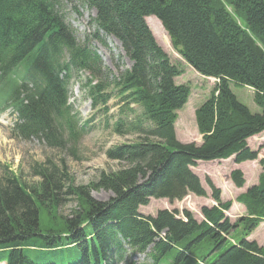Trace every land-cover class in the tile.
<instances>
[{"label": "trees", "instance_id": "trees-1", "mask_svg": "<svg viewBox=\"0 0 264 264\" xmlns=\"http://www.w3.org/2000/svg\"><path fill=\"white\" fill-rule=\"evenodd\" d=\"M68 1L94 11L89 23L94 26L93 40L106 44L112 38L120 43L124 56L113 61L117 74L104 68L86 43H77L54 0H0V91L21 115L22 132L41 134L53 150L72 144L77 132L86 134L84 128L74 127L66 104L70 80L86 73L90 78L84 87L92 107L114 135L131 139L107 149V159L119 168L101 172L88 186L73 187L57 167L37 164L36 182L24 184L10 174L0 183V250H5L0 260L264 264V247L246 240L264 221L263 160L258 184L236 198L245 215L234 224L225 216L231 202H222L209 180L215 206L201 208L200 222L187 210L181 218L176 210H162L155 217L137 212L150 198L169 203L189 194L207 198L191 171L198 162L257 160L247 141L264 131V0ZM150 17L157 19L187 65L217 81L194 112L200 145L176 140V112L187 103L189 89L175 84L181 72L148 30ZM124 59L130 62L128 68ZM230 84L254 88L260 113L238 102ZM113 99H118L117 111L110 114L107 104ZM229 178L237 189L245 184L239 170ZM91 191L108 192L111 198L98 202ZM62 196L76 200L77 210L69 216L57 214ZM237 231L242 240L234 238ZM135 254H144L146 262L134 261Z\"/></svg>", "mask_w": 264, "mask_h": 264}, {"label": "rangeland", "instance_id": "rangeland-1", "mask_svg": "<svg viewBox=\"0 0 264 264\" xmlns=\"http://www.w3.org/2000/svg\"><path fill=\"white\" fill-rule=\"evenodd\" d=\"M55 6H60L63 13L64 24L70 27L73 31V36L77 43H86L91 51L96 52L99 56L104 68L115 72L112 66L113 61L117 60V56H121L120 47L117 46L113 39H108L107 44L99 43L97 40L91 38L94 26H90L91 19L95 16L93 10H89L86 6L78 2H65V0H54ZM232 13V9L227 7ZM152 18V19H150ZM147 18V28L156 41L157 45L168 56L171 65L175 66L181 72L175 79L176 85H184L189 89V97L187 104L177 114V121L174 125L176 140L183 144H200L202 139L199 137L197 128L194 122L195 110L209 97L213 91L217 81L209 79L197 74L184 60L179 56L176 50L173 49L166 33L161 32L159 25L154 17ZM155 19V20H154ZM241 24V21H238ZM163 30V29H162ZM108 45V46H107ZM112 62V63H111ZM123 62V61H122ZM127 63V62H126ZM125 65V64H124ZM126 66V65H125ZM76 80V79H74ZM84 82V80H83ZM80 88L76 82L69 85V102L74 111H78L83 121H89V129L91 132L81 137L74 142L69 148L59 150H50L45 147L43 142L31 141L21 142L12 137V124L10 116H3L0 118V183L2 184L10 174L24 183H34L38 179L33 176L38 166L57 167L55 170L60 175L65 174L69 177V182H73V187L88 186L94 183L99 174L103 171H115L119 168V164L115 161H109L106 157V151L112 146L130 140L131 137H119L111 132V129L106 127L99 114L92 112L89 99L86 96V91L79 82ZM230 90L235 95L238 102L247 107L253 114H259L261 108L255 102L256 91L250 86L231 85ZM116 100L109 102L112 106ZM116 109L110 111L115 113ZM15 118V115H14ZM247 148L250 151H257L258 159L251 162H243L242 168L246 172L245 187L257 185L253 182L256 172H261V167L258 161L264 159V131L257 134L247 142ZM249 163V164H248ZM37 164V165H35ZM233 160L227 159L222 162H208L205 164L199 163L191 170L200 179L202 187L206 190L208 198H197L189 195L182 201H174L169 203L167 200H154L139 208V212L144 216H154L159 210H176L181 217V211H190L197 221L201 220L199 209L201 205L210 207L212 205L209 199L210 190L207 186V179H209L214 186L221 189V198L223 201L231 200L232 207L227 213L230 221L234 222L238 219L240 213L244 210L235 203V198L242 193V191L235 189L229 181V171L234 167ZM240 166V165H239ZM251 167V168H250ZM62 181L63 178H62ZM64 181V182H65ZM253 182V184H252ZM65 184H63V187ZM91 197L98 202H106L111 196L110 193L104 191L93 192ZM63 201L57 209V214L62 216L71 215L72 210H77L76 200L62 196ZM227 202V201H226ZM61 217V216H60ZM252 237L260 244L264 245V223H261L258 228L252 233ZM234 238L242 240L243 237L239 231L234 234ZM66 253L68 251H65ZM70 254H75L71 251ZM78 255V254H77ZM214 256H210L208 260ZM133 260L136 262H146L144 255L135 254Z\"/></svg>", "mask_w": 264, "mask_h": 264}, {"label": "crops", "instance_id": "crops-1", "mask_svg": "<svg viewBox=\"0 0 264 264\" xmlns=\"http://www.w3.org/2000/svg\"><path fill=\"white\" fill-rule=\"evenodd\" d=\"M244 163H242V165H243ZM249 164V163H248ZM242 165L240 164V166L239 165H237V166H235V168L236 169H240L242 172H243V174H244V176L246 177V172H245V170L242 168ZM250 165L252 166V165H254L253 163H251L250 162ZM251 168V167H250ZM259 175H260V172H256V174H255V177H253V182L254 181H256L255 183H257L258 182V177H259ZM246 180V179H245ZM253 182H252V184H253ZM254 185V184H253ZM248 187H245V185H244V188H242V189H240V191H242V193L247 189ZM243 210H244V208H242ZM242 213H240V215H241ZM250 239H253V240H255L253 237H252V235L249 237ZM256 241V240H255ZM260 245V244H259ZM262 246H264V245H262Z\"/></svg>", "mask_w": 264, "mask_h": 264}, {"label": "water", "instance_id": "water-1", "mask_svg": "<svg viewBox=\"0 0 264 264\" xmlns=\"http://www.w3.org/2000/svg\"><path fill=\"white\" fill-rule=\"evenodd\" d=\"M160 4H164L166 0H157Z\"/></svg>", "mask_w": 264, "mask_h": 264}]
</instances>
